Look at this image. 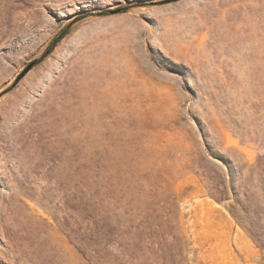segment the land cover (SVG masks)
Instances as JSON below:
<instances>
[{
    "label": "rangeland",
    "instance_id": "obj_1",
    "mask_svg": "<svg viewBox=\"0 0 264 264\" xmlns=\"http://www.w3.org/2000/svg\"><path fill=\"white\" fill-rule=\"evenodd\" d=\"M0 264H264V0H0Z\"/></svg>",
    "mask_w": 264,
    "mask_h": 264
},
{
    "label": "trees",
    "instance_id": "obj_2",
    "mask_svg": "<svg viewBox=\"0 0 264 264\" xmlns=\"http://www.w3.org/2000/svg\"><path fill=\"white\" fill-rule=\"evenodd\" d=\"M69 28H70V25L65 26L56 36L53 37L47 49L42 54L40 60L46 57L55 48L58 42H60L66 36V34L69 32Z\"/></svg>",
    "mask_w": 264,
    "mask_h": 264
}]
</instances>
